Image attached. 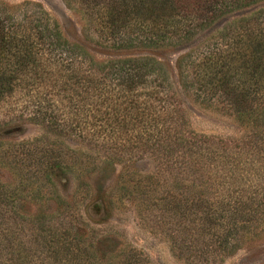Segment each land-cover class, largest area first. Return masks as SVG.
I'll list each match as a JSON object with an SVG mask.
<instances>
[{
    "label": "trees",
    "instance_id": "trees-1",
    "mask_svg": "<svg viewBox=\"0 0 264 264\" xmlns=\"http://www.w3.org/2000/svg\"><path fill=\"white\" fill-rule=\"evenodd\" d=\"M64 1L80 7L104 49L180 50V86L245 130L194 131L159 59L97 61L39 2L0 0V141L20 123L46 132L0 145V264H154L90 226L88 194L57 191L73 168L144 157L153 171L122 186L137 193L141 219L187 264H222L264 218V0ZM51 135L76 137L95 156ZM35 183L56 197L27 199L22 189ZM27 202L55 208L25 211Z\"/></svg>",
    "mask_w": 264,
    "mask_h": 264
},
{
    "label": "rangeland",
    "instance_id": "rangeland-1",
    "mask_svg": "<svg viewBox=\"0 0 264 264\" xmlns=\"http://www.w3.org/2000/svg\"><path fill=\"white\" fill-rule=\"evenodd\" d=\"M8 4H18L24 0H1ZM39 2L54 18L63 33V35L72 42L83 46L88 53L97 61L108 58H114L125 54H151L163 62L169 72V80L175 88L178 97L181 100L182 107L191 129L196 132L207 135H214L222 138H238L244 134L245 127L240 125L237 120L225 109L214 105L212 102L200 100L192 92L184 90L178 81V74L175 67V59L180 50L175 49H158L144 51H127L113 52L99 46L95 42V34L85 20L80 7L75 3H66L64 0H32ZM264 4V2H263ZM8 134V130L5 133ZM46 135L42 126L34 123L18 124L13 127L8 138L1 139L0 145L5 147L6 144H13L25 140L33 139ZM51 139L63 140L73 148H83L88 150L92 155L89 147L80 142L76 137H55ZM2 143L4 145H2ZM87 152V151H86ZM98 164L96 171L90 167L83 168L81 171L72 169L65 179H61L57 186V191L66 199L69 196H78L88 194L89 204L88 212L92 218L90 226L99 232L102 236L111 237V240L118 245H133L143 250L154 264H187L184 260L176 257L170 248L169 241L164 233L150 227L144 222L139 213V203L135 198L137 193L131 190V186L122 187L124 182H130L136 179L138 175L149 174L153 171V161L149 157L139 160H132L130 163L122 162L113 163L106 167L105 164ZM4 180L10 182V187H15L16 178L5 174ZM125 185H127L125 183ZM64 189V190H63ZM131 190V193L130 191ZM55 188L48 186L38 188L35 183L33 189L27 187L22 189V195L30 198H42L53 196L56 197ZM127 192L126 196L122 195ZM104 196L105 205L102 206L99 197ZM23 210L27 208L34 212L36 208L51 209L55 208L53 202L41 203L35 205L27 202ZM114 242V243H115ZM222 264H264V218L260 224L254 227L247 234L241 246Z\"/></svg>",
    "mask_w": 264,
    "mask_h": 264
}]
</instances>
